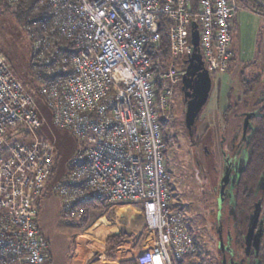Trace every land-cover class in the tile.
I'll return each instance as SVG.
<instances>
[{"label":"built area","instance_id":"built-area-1","mask_svg":"<svg viewBox=\"0 0 264 264\" xmlns=\"http://www.w3.org/2000/svg\"><path fill=\"white\" fill-rule=\"evenodd\" d=\"M47 10L42 30L30 33L48 74L39 90L53 122L81 148L61 181L60 217L75 219L76 202L99 200L105 208L137 205L147 246L138 264H173L193 256L192 233L182 211L171 208V174L166 165L160 119L172 117L170 85L185 70L178 58L198 51L209 74L228 70L236 0H36ZM37 23L33 24L35 27ZM161 31L168 54H160ZM59 40L69 47L62 53ZM41 126L35 97L12 75L0 53V264H51L48 240L34 219V203L48 188L54 143L36 136ZM26 134L28 143H13ZM75 217V218H74Z\"/></svg>","mask_w":264,"mask_h":264},{"label":"rangeland","instance_id":"rangeland-1","mask_svg":"<svg viewBox=\"0 0 264 264\" xmlns=\"http://www.w3.org/2000/svg\"><path fill=\"white\" fill-rule=\"evenodd\" d=\"M12 13V9L5 10L0 7V53L2 52V55L8 60V67L12 75L26 89L27 87L31 88L34 86L40 90L45 81L39 78V74L41 72L47 75L49 68L45 65L44 61L35 62V65L31 66V60H33L32 58L37 59V54L33 52V41H30V38H28L30 33H37L38 30L31 25L26 26L24 30L23 21L17 20ZM238 14H241V12L239 11ZM254 26V28H249L244 24L242 28L239 27V35L237 38L235 37V48L236 51L237 48L239 49L240 53L239 51L238 53L243 57L241 59L244 64H257V71H263V75H261L263 76V80L264 21L262 19H255ZM189 31L190 28L188 29V40L190 42ZM233 35H237V27ZM186 60L187 57L178 58L176 60V67L180 70H185L187 67ZM224 73L216 74L217 76L210 74L213 79V87L211 88L209 99L200 111L199 118L191 131L185 127V102L181 91V83L170 85L173 94L169 101L172 107V117L166 122V139L168 144L165 159L167 168L171 174V203L173 207L182 211L185 225L192 233L194 239L198 241V244L202 248L207 249L202 264H220L218 234L215 230L218 221V180L222 174L218 145L220 137H224L226 140L224 149L228 153L231 152L227 147V143L232 137L231 128L233 120H236L241 127L243 123L241 117L245 110L243 99L241 101H237V99H240L245 91L244 87L241 90V86L243 85L241 83L247 80V77L236 75V73L238 74V69L227 72L231 75L230 78H227V76L224 78L225 83H227V89H229L227 90L223 86L222 74ZM217 79H221L222 84L218 83ZM30 80L34 81L32 85ZM250 86L253 89L255 85L252 83ZM261 88L264 90V85ZM37 107L40 113L41 126L37 129L36 136L40 140L54 143L56 176L53 183H49L48 188L34 203V219L40 233L48 240L51 260L56 262L58 253H60V258L62 257L67 260L69 253L73 249L74 241L78 240L75 235L80 230L75 226L71 227V225L65 224L69 219L60 217L61 199L57 194L50 191V188L59 182L62 175L65 174L69 162L77 154L81 148V144L69 131L54 124L51 110L39 98H37ZM224 113L227 114L225 123L223 122L224 119L221 118ZM203 133H206V137L209 139V143L207 144L211 145L212 143L210 151L213 153L212 161L210 158H204L200 149L193 145L194 137L195 139L196 137L201 138ZM245 135H242V137L245 136L244 138H240L246 143L247 134ZM32 139L27 137L26 134H22L12 137L8 143H28ZM252 200L249 206L242 204L243 212L239 216L228 215L230 207L222 204V219L226 223L229 222L230 225L240 220V224L244 227V224L246 225L249 219L248 217L252 214L254 204L258 200H261L259 215V218H261L264 215V191L261 189L259 192L255 191ZM104 212L107 213L108 209H103L100 211V214ZM135 214L129 211L124 216L130 220H136ZM119 222H121L120 219ZM242 232L244 234L245 229ZM86 237L88 236L86 235ZM101 237L103 238L104 236L101 235ZM99 243L100 241L92 243V245L100 249ZM261 245H264V237L262 238ZM126 249L127 246L124 244L118 250L125 253ZM106 250L107 247L103 251L101 250L100 254L92 255L91 262L97 261L100 256L104 260L107 257ZM238 250L242 253L243 249ZM259 252L258 262L259 264H264V256L262 255L264 248L262 247ZM78 254L77 244L75 251L76 262L79 261L77 259ZM250 256L254 259L252 254Z\"/></svg>","mask_w":264,"mask_h":264},{"label":"crops","instance_id":"crops-1","mask_svg":"<svg viewBox=\"0 0 264 264\" xmlns=\"http://www.w3.org/2000/svg\"><path fill=\"white\" fill-rule=\"evenodd\" d=\"M236 2L239 4L240 9L236 12V15L232 21L231 48H232L233 56L227 72L229 71L232 72L238 69V74L236 73V75H242L247 77V80L242 81L241 84L245 82L248 85H251L252 83L253 85H255L253 89H250L251 92L245 90L242 97L240 99H237V101H241L243 99V102L245 104L244 105L245 110L241 117L243 119L244 114L251 112L256 113L258 109L264 105V90L261 88L264 85V79L262 80L263 76H261L263 75V71L261 72L257 71L258 70L257 64H253V63L244 64V62H242L241 58L243 57L241 56V54H239L240 53L239 49L237 48L236 51L235 48V41H236L235 37L237 38V36L239 35V30H238L239 27L242 28L244 24H246L249 28H254L255 19H262L264 21V12H263L264 0H236ZM239 11L241 12V14H238ZM236 27H237V35H233L234 32H236ZM227 72L224 73L225 75L222 74L223 86H225V89H227V83H225L226 81H224V78L225 76H227V78L231 77V75ZM217 82L222 84L221 79H217ZM242 87H244V84L241 86V90ZM226 116L227 114L224 113L221 116V118L224 119L226 118ZM223 122L225 123L226 121L223 120ZM233 127H235V131L231 135L236 134V132H240V134L242 135L241 132L242 125L240 127L239 123L236 122V120H233ZM252 130L253 128L251 126L249 131L252 132ZM246 134L247 136H249L247 132ZM105 209H108L107 213L104 212L103 214L98 215L87 227L83 229H79L80 231L78 232V234L76 233L75 236L78 239L83 235H87L89 237L88 239L92 243H97L99 241H102L104 244V248L102 249V251L106 249L105 242L108 238L113 236H120V235L123 236L122 243L113 251L114 257L113 258L106 257L104 259L105 260L104 262V260L100 256L98 257L97 261L91 262L92 255L100 254L101 251L97 247H93V248L85 249L81 260L76 262L75 251L78 243L77 240H75L73 249L71 253H69L67 260L62 257L60 258L59 257L60 253H58V256L56 257L57 258L56 262L52 261V264H119V262L122 260L134 259L138 251L144 248L145 246H147L148 243L147 241H149V239L146 238L143 219L141 216V210L137 205H119V206L104 208V210ZM129 211H131V213H136L135 214L136 215L135 217L137 218L136 220H130L124 216L125 214L129 213ZM119 219L121 220V222H119ZM101 235L104 237L102 238ZM263 237H264V232L262 238ZM262 238L260 241L259 250L262 247L264 248V245H261ZM124 244H126L127 250L123 255V257L119 258L117 256V252L119 251L118 248ZM206 251L207 249L202 248L197 241L196 251L193 256L185 258L181 261L173 260V264H202L204 255L207 253ZM259 253L260 252L258 251V254L256 255V259L259 258ZM262 255L264 256V253Z\"/></svg>","mask_w":264,"mask_h":264},{"label":"trees","instance_id":"trees-1","mask_svg":"<svg viewBox=\"0 0 264 264\" xmlns=\"http://www.w3.org/2000/svg\"><path fill=\"white\" fill-rule=\"evenodd\" d=\"M35 1L36 0H0V7H2L5 10L12 9L13 10L12 15H14L17 20L23 21L24 30L26 26L27 27L30 25L33 26L34 23H37L35 27H36V30L40 32L42 30V25L45 22L46 17H47V10L42 7H35ZM28 38H30V41L33 40L30 36ZM59 44L62 46V48H60V51L62 53H67V47H69V44L65 40H59ZM32 48H33V44H32ZM1 54L3 53L1 52ZM160 54L162 58H165L168 54V36L164 31H161ZM32 59L33 60H31V66H34L35 62L37 63L39 62V60L37 59H34V58ZM6 62L8 64L7 59H6ZM60 75L61 74L45 75L40 72L39 78L43 80H52L55 77H58ZM30 82H31V85L34 83L33 80H30ZM243 84H244L245 90L251 92L250 90L251 86L245 82ZM26 90L35 97L36 101H37V98L43 100L42 96L39 94V89L37 87H34V86L31 88L27 87ZM167 121H169V119L159 120L160 130H161L163 142L165 145L164 155H165L167 144H168L167 139H166V122ZM250 123L253 128V131L251 134V138L249 140V157H248L246 166L243 172L241 173L238 185L234 192L235 202L237 203V205L245 204L246 206L251 205L250 202L253 201L252 200L253 194L257 190L259 180L261 176L264 175V105L258 109V111L256 112V116L251 118ZM231 129H232V133H234L235 127L232 126ZM168 171L170 172V170ZM55 176H56V158H54V167H53L52 177L50 180L51 183H53ZM170 192H171V186H170ZM72 207L76 208L79 212H81L80 217L76 219H69L66 224L75 226L77 229H83L87 227L98 215H100V211H102L105 208L102 206V203L99 200H87L84 202H76L72 205ZM170 207L175 208L173 207L172 203H170ZM262 217L264 219V215H262ZM242 231H243V227L241 225H238L236 232L234 234L235 238L233 239L234 246L236 249H243V232ZM122 240H123V236L121 235L113 236L106 240L105 242L106 247H107L106 254L108 258L114 257L113 251L122 243ZM194 241H195V246H196L197 241L196 240ZM99 248L101 250L104 248V244L102 241H100L99 243ZM123 255H124L123 252L118 251V257H123ZM258 261H259V258L258 260L251 259L250 264H259ZM50 263L52 264L51 259H50ZM119 264H138V263L135 259H127V260L120 261Z\"/></svg>","mask_w":264,"mask_h":264},{"label":"water","instance_id":"water-1","mask_svg":"<svg viewBox=\"0 0 264 264\" xmlns=\"http://www.w3.org/2000/svg\"><path fill=\"white\" fill-rule=\"evenodd\" d=\"M192 31L190 35L191 44L193 46V54L188 59V65L181 80V91L185 102V127L191 131L196 121L199 118L200 111L206 105L212 88V79L208 71L204 68L199 51H198V33L195 25L191 26ZM256 116L255 112L244 114V119L241 127L242 135H245L247 130L251 128V118ZM239 172L237 173V175ZM228 174L224 172L220 181L219 192L217 198V219H220L224 188L227 184ZM260 189L264 191V181H260ZM261 210V200H258L253 207L252 214L249 216L247 229L243 235V250L242 253L235 247L224 245L222 235L219 229L218 244L220 252V264H250L251 254L256 260L258 254L260 241L264 232V219L259 218ZM240 253V254H239ZM253 259V260H254Z\"/></svg>","mask_w":264,"mask_h":264},{"label":"flooded vegetation","instance_id":"flooded-vegetation-1","mask_svg":"<svg viewBox=\"0 0 264 264\" xmlns=\"http://www.w3.org/2000/svg\"><path fill=\"white\" fill-rule=\"evenodd\" d=\"M183 94V93H182ZM184 98V96H183ZM244 117V116H243ZM244 119V118H243ZM253 131V130H252ZM194 132V131H193ZM247 133L249 136H247V142H243L242 141V135L240 134V132H236V134L232 135L231 139L229 140V142L227 143V147L229 148V151H231L230 153L226 152V150L224 149L225 147V138L224 137H220L219 140V149H218V153L221 159V177L218 180V192H219V185H220V181L223 177L224 172H226V174H228V177L225 179H227V184L224 188V197H223V203L222 204H226L228 207H230L229 209V213L228 215L230 216H239L240 214H242L243 212V207L242 204L237 205V203L235 202V189L238 185L241 173L243 172L246 163L248 161V157H249V140L251 138V134L252 132H250L249 130H247ZM246 134V133H245ZM242 137V138H240ZM206 137V133H203L201 138L194 137L193 140V145H195L196 147H198L200 149V151L203 154L204 158H210L211 161L213 159V153L210 152L211 151V145L207 144L209 143V139H207ZM210 145V146H208ZM239 172V174L237 175V173ZM262 180V182L264 181V175L261 176L259 183H258V187H257V192L260 191V181ZM215 189V187H214ZM216 191V190H215ZM263 196V194H262ZM223 211L221 209V215H220V220L217 221V224L215 226V230L219 229L222 235V239H223V243L224 245H230L232 248H234V238H235V232L237 229L238 225L240 224V220H237L236 223L230 225L229 222H225L224 219H222L223 216ZM249 218V217H248ZM249 219L247 220L246 225L244 224L243 229H247V224H248ZM227 226V227H226ZM242 226V225H241ZM223 232H224V237H223ZM245 234V233H244ZM243 234V235H244Z\"/></svg>","mask_w":264,"mask_h":264},{"label":"bare ground","instance_id":"bare-ground-1","mask_svg":"<svg viewBox=\"0 0 264 264\" xmlns=\"http://www.w3.org/2000/svg\"><path fill=\"white\" fill-rule=\"evenodd\" d=\"M85 236L86 235H83V236L79 237L78 240H77V242H78V252H79V255H78L77 259H79V260H81L85 249L93 248L92 242L88 239V237H85ZM123 250H125V249H123ZM117 256H118V252H117Z\"/></svg>","mask_w":264,"mask_h":264}]
</instances>
